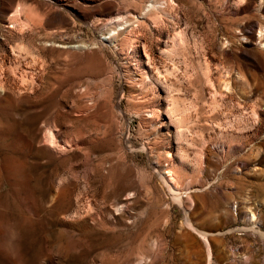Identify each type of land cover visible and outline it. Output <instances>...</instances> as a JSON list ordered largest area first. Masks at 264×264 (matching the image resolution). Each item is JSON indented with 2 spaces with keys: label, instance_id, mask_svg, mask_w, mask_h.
Instances as JSON below:
<instances>
[{
  "label": "rangeland",
  "instance_id": "1",
  "mask_svg": "<svg viewBox=\"0 0 264 264\" xmlns=\"http://www.w3.org/2000/svg\"><path fill=\"white\" fill-rule=\"evenodd\" d=\"M0 264H264V0H0Z\"/></svg>",
  "mask_w": 264,
  "mask_h": 264
},
{
  "label": "bare ground",
  "instance_id": "2",
  "mask_svg": "<svg viewBox=\"0 0 264 264\" xmlns=\"http://www.w3.org/2000/svg\"><path fill=\"white\" fill-rule=\"evenodd\" d=\"M50 129H52V128H50ZM53 130V129H52ZM54 132V131H53ZM53 132H51V133H49V134H47L48 136H47V138L45 139L44 138V141L45 140H47L49 143H50V145L52 144L54 147H58V145L60 144V140H59V137L56 135V134H54ZM56 133V132H55ZM46 142V141H45ZM44 143V142H43ZM49 145V144H48ZM64 148V147H63ZM61 150V149H60Z\"/></svg>",
  "mask_w": 264,
  "mask_h": 264
}]
</instances>
